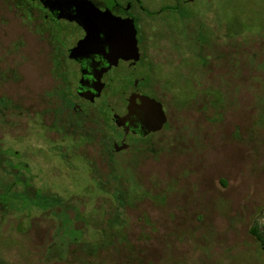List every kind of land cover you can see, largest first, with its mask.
I'll return each instance as SVG.
<instances>
[{
    "label": "rangeland",
    "instance_id": "374dc122",
    "mask_svg": "<svg viewBox=\"0 0 264 264\" xmlns=\"http://www.w3.org/2000/svg\"><path fill=\"white\" fill-rule=\"evenodd\" d=\"M142 2L169 50L154 77L178 110L165 154L135 166L95 136L37 123L56 80L47 47L0 0V190L11 186L0 264H264L250 232L264 224V0Z\"/></svg>",
    "mask_w": 264,
    "mask_h": 264
},
{
    "label": "flooded vegetation",
    "instance_id": "af4514ba",
    "mask_svg": "<svg viewBox=\"0 0 264 264\" xmlns=\"http://www.w3.org/2000/svg\"><path fill=\"white\" fill-rule=\"evenodd\" d=\"M9 1L31 36L46 45L44 70L56 79L55 86L43 92L46 99L40 109L34 110L42 117L37 123L46 130L64 129L62 137H81V144L95 136L93 142L103 144L104 150L105 144H110L105 150L108 159H114V153L129 151L135 154V166L141 156L159 158L165 154L164 134L172 128L170 121L178 106L172 104L170 96L164 97L169 91L163 79L154 77L168 59L169 50L163 47L165 39L152 35L151 17L144 15L149 10L142 0ZM89 38L94 39L88 43ZM119 41L128 43L121 54L116 46ZM201 49L204 55V43ZM211 62L213 65V60L201 62L198 73L208 76L213 70ZM0 112L3 115V109ZM44 116L50 119L49 124ZM90 122L96 127L87 130ZM20 176L16 173L13 183H27L28 187L29 180ZM130 178L135 181L133 172ZM7 191L0 190V223L8 208Z\"/></svg>",
    "mask_w": 264,
    "mask_h": 264
},
{
    "label": "trees",
    "instance_id": "16d2710c",
    "mask_svg": "<svg viewBox=\"0 0 264 264\" xmlns=\"http://www.w3.org/2000/svg\"><path fill=\"white\" fill-rule=\"evenodd\" d=\"M109 147H110V144H105V150L106 151H108ZM110 158H112V157H110ZM115 172H116V174L113 175V177L120 178L123 176V175H120L116 170H115ZM26 186H27V183H26ZM10 188H11V186L8 187V191H7V203H8V205H11L10 204L11 195L9 192ZM22 194L24 195L23 192H22ZM250 232L253 234L254 238L257 240V242L261 246V248L264 249V224L260 227V225L256 223L254 226L251 227Z\"/></svg>",
    "mask_w": 264,
    "mask_h": 264
},
{
    "label": "water",
    "instance_id": "95a60500",
    "mask_svg": "<svg viewBox=\"0 0 264 264\" xmlns=\"http://www.w3.org/2000/svg\"><path fill=\"white\" fill-rule=\"evenodd\" d=\"M91 40L87 41L88 43H90L94 38H89ZM116 46L118 47V51L119 54H121V52H123L124 48L128 46V43H124L123 41H119L117 42Z\"/></svg>",
    "mask_w": 264,
    "mask_h": 264
}]
</instances>
